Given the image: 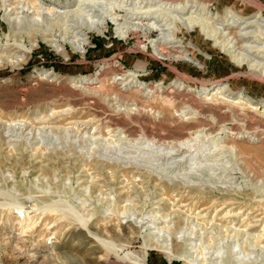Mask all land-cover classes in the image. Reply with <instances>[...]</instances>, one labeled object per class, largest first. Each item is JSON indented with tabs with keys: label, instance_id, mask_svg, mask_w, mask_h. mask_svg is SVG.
I'll list each match as a JSON object with an SVG mask.
<instances>
[{
	"label": "rangeland",
	"instance_id": "1",
	"mask_svg": "<svg viewBox=\"0 0 264 264\" xmlns=\"http://www.w3.org/2000/svg\"><path fill=\"white\" fill-rule=\"evenodd\" d=\"M74 1L0 0V264H264V0H146L178 48L81 50Z\"/></svg>",
	"mask_w": 264,
	"mask_h": 264
},
{
	"label": "bare ground",
	"instance_id": "2",
	"mask_svg": "<svg viewBox=\"0 0 264 264\" xmlns=\"http://www.w3.org/2000/svg\"><path fill=\"white\" fill-rule=\"evenodd\" d=\"M159 1L155 2V3H151V2L146 1V0H133V1L132 0H76V1H74V2H76V5H75L76 8L75 9L64 10L60 14V16L64 17L65 19H72L71 20L72 23L75 22L74 24H76V26L73 25L71 27V28H73V30L71 32L72 35H70V40L68 43L71 44L75 50H81V48H83V45L86 44V42H87L86 30L93 29L97 32H103L105 29L106 23L112 22V23H114V25L116 27L115 28L116 34L120 37H124L129 31L138 30V31H142V32H145V31L148 32L150 30H154L157 32V35L159 36V38H157L155 41H152V43H154V44L155 43L156 44L157 43L158 44L173 43L175 45V42L172 40V38L170 37L171 39H168V35L164 34V32L168 30L169 24L164 22L162 18L159 19V17H160V14L162 13L161 10H164L167 13H170V12L180 13L182 7L180 8L179 5H171V4H168L167 2H163L160 4ZM146 2L148 3V5ZM151 7H154L155 9H153ZM114 10H117V11L119 10V11L124 13L125 18L129 20V23H127L128 26L127 25L124 26V25L118 23V20H117L118 16L116 14H114ZM46 11L48 13H52V9H48ZM182 11H184V10H182ZM82 17H84V19ZM81 19H83V20H81ZM151 19L153 21H151ZM259 25L264 29V19H260ZM253 33H254V31H253ZM250 35H251V37H254V41L256 42L257 41L256 37L252 36V34H249L248 32L246 33V31H245V33H234L233 38L231 37L232 39L227 43H229V46L232 49H235L237 47V46L235 47V45H237V43L243 42L245 39L250 38ZM259 35H258V37H259ZM248 42H252V41H248ZM159 46H161V45H159ZM178 47L179 46L177 44L175 46H173V48H178ZM247 47H251V46H247ZM243 48H245V46ZM157 49H158V47H157ZM241 49H242V47H241ZM247 49L248 48H246V50ZM249 50H251V49H249ZM252 50H254V49H252ZM255 52L257 55L261 54L258 58H260V59L264 58V44L262 46L256 47ZM254 55H255V53H254ZM259 63H257V64L260 66L261 63L260 64ZM126 82H127V80H126ZM216 91H218V90H216ZM213 93L215 94V91ZM16 124H20V123H9L8 125L14 126ZM198 132L199 131L189 134V137L185 141L179 143V146L184 147V145H188L190 142L195 141L199 137ZM80 224H81L80 229L84 231L86 237L89 239L88 241H92L93 243H96L98 246H100L101 249H103L102 248L103 242L100 241L94 234H92L86 228V225L83 223V221ZM121 252H122V249L115 250L114 255L116 257H118L121 254ZM118 258L121 259V262H128V263L129 262L144 263V259H145L144 256L140 258V257L133 256L132 254H130L128 252L122 253V255L119 256Z\"/></svg>",
	"mask_w": 264,
	"mask_h": 264
}]
</instances>
